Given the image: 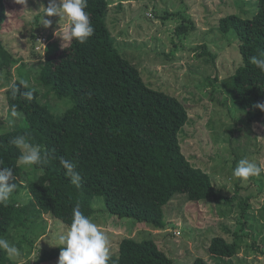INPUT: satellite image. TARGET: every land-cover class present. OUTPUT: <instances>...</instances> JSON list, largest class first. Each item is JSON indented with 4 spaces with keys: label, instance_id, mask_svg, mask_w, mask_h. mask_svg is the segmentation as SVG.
<instances>
[{
    "label": "trees",
    "instance_id": "trees-1",
    "mask_svg": "<svg viewBox=\"0 0 264 264\" xmlns=\"http://www.w3.org/2000/svg\"><path fill=\"white\" fill-rule=\"evenodd\" d=\"M110 8V0H87L93 34L81 43L70 36L69 24V38L63 32L59 37L64 46L57 50L50 46L42 66L39 82L58 99L70 98L73 107L57 114L25 80H14L6 90L8 109L20 112L26 124L0 133V170L10 168L13 177L8 184L15 185L7 201L0 203V240L6 241L15 229L43 213L71 226L77 205L91 219L93 201L99 196L109 213L157 229L167 225L165 206L177 194L192 201L217 197L209 173L183 151L180 135L190 119L188 106L149 85L138 65L122 55L109 27ZM5 12L6 0H0V16ZM220 28L235 31L240 39L242 64L232 76L235 101L250 122L260 123L264 111L254 105L264 102V72L250 63V57L264 58V0H258L253 15L222 17ZM205 53L211 55L207 49ZM15 61L0 34V70L11 71ZM29 91L34 94L31 100L25 95ZM18 137L25 145L39 147L41 158L30 166L43 171L28 181L32 198L23 205L16 197L24 185L19 158L27 147L16 146ZM62 158L74 163L77 184L60 163ZM62 247L50 250L47 259L59 257ZM238 250V241L222 235L209 245L218 260L231 259ZM108 255V264H175L154 239L124 237L119 254ZM0 264L17 263L0 248ZM194 264L210 263L198 256Z\"/></svg>",
    "mask_w": 264,
    "mask_h": 264
},
{
    "label": "rangeland",
    "instance_id": "rangeland-1",
    "mask_svg": "<svg viewBox=\"0 0 264 264\" xmlns=\"http://www.w3.org/2000/svg\"><path fill=\"white\" fill-rule=\"evenodd\" d=\"M54 2L57 13L47 16L42 9L53 0H28L26 7L6 0L0 34L16 61L11 71L0 70V133L26 124L20 112L13 116L8 109L6 90L16 79L36 87L57 114L74 106L70 98L58 99L39 82L50 46H64L62 32L69 38L65 27L70 21L59 7L61 0ZM110 5L109 27L122 55L138 65L149 85L188 106L190 119L180 135L183 151L209 173L217 197L192 201L177 194L165 206L167 225L162 229L113 215L104 198L96 197L91 220L106 235L108 254L118 255L120 241L130 237L154 239L175 264H194L198 256L210 264H264V171L247 179L232 176L241 158L264 167V120L250 122L235 101L232 76L242 64L240 39L235 31L220 28L228 14L253 15L258 0H110ZM45 20L51 23L46 26ZM22 166L24 185L16 197L21 205L32 198L28 181L43 173ZM70 228L43 213L6 239L20 253L11 258L17 264H59V257L48 260L47 254L63 246L57 238ZM216 235L239 242L235 257L218 260L211 255L209 245Z\"/></svg>",
    "mask_w": 264,
    "mask_h": 264
},
{
    "label": "clouds",
    "instance_id": "clouds-1",
    "mask_svg": "<svg viewBox=\"0 0 264 264\" xmlns=\"http://www.w3.org/2000/svg\"><path fill=\"white\" fill-rule=\"evenodd\" d=\"M17 4H28V0H15ZM70 21V36L76 37L83 43L90 37L94 29L90 24L89 15L86 12L87 0H61L59 6ZM47 16H52L57 13L58 8L53 0L46 8L42 9ZM51 21L45 20L44 24L47 26ZM68 31V26L65 27ZM250 63L256 66L261 72H264V58L252 56ZM21 83H24L23 81ZM25 86H27L25 84ZM29 100L33 98V92L29 91L25 94ZM256 108L264 111V102H257L254 105ZM12 115L16 113L13 110ZM14 143L17 147L26 146L27 152L20 156V161L25 165H31L38 162L41 158L40 149L37 146L25 145L23 137H18ZM2 163V162H0ZM60 163L67 169V175L73 176V184H77L79 174L73 173L75 167L73 162L68 159H61ZM264 167L251 162L248 158H241L234 169H232V176L234 178L247 179L250 176H259ZM13 177L12 170L5 168L0 170V203L6 202L9 195L15 190V185H9L8 181ZM58 244L63 245L59 264H108V240L106 235L92 222V220L85 216L79 205L73 208L71 228L66 234L58 236ZM0 248L4 249L10 257L18 256L19 250L7 241L0 240Z\"/></svg>",
    "mask_w": 264,
    "mask_h": 264
}]
</instances>
